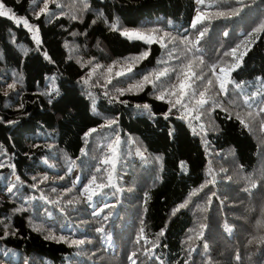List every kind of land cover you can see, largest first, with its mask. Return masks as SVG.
<instances>
[{"label":"trees","instance_id":"obj_1","mask_svg":"<svg viewBox=\"0 0 264 264\" xmlns=\"http://www.w3.org/2000/svg\"><path fill=\"white\" fill-rule=\"evenodd\" d=\"M214 2L205 0L206 4ZM3 3L17 17L26 16L31 24L39 26L42 43L37 50L27 29L8 17H0V162L15 165L14 169L0 168V220L8 225L9 232H15L0 240V264H131L128 257L133 252L137 264H160L156 256L163 264H264V242H257L264 238V113L256 115L264 107V0H244L247 6L239 16L232 15L241 7L235 0L215 7L200 6L209 16L223 13L230 18H213L198 25L208 31L197 45L201 51L193 54L185 53V47L178 43H170L164 49L158 43L130 41L119 31H111L109 23L118 20L124 29L146 33L156 29L158 35L167 32L172 37L186 35L195 40L198 31L190 28L197 8L194 0H88L90 10L78 20L70 19V15H81L80 0H56L49 4L52 16L38 20L34 13L39 11L42 0L35 8L30 0ZM62 12L69 15H61ZM99 13L103 17L98 18ZM93 20L97 22L92 24ZM253 29L256 33L249 36ZM237 45V58L245 51L246 54L231 79L241 87L229 85L227 96L215 97L221 107L213 109L210 102L199 121L178 119L181 113L175 110L165 120L163 114L169 105L154 98L151 86L142 92L134 89L138 94L120 96L119 100L127 104L109 103L105 89L92 86L97 79L103 84V69L89 85L81 83L90 67L81 65L93 57L105 68L118 61L114 73L131 62H126V57L149 51L146 59L136 62L133 79H113L107 89L111 96L118 95L115 89L128 88L143 74L165 66L177 67L193 56H202L205 62L201 69L194 70L198 74L202 70L206 79H213L209 92L212 95L218 86L210 66ZM173 47L175 54L185 53L179 62L168 55ZM45 52L50 60L45 59ZM163 60L168 64H158ZM225 62L235 61L231 56L224 57L217 66L218 74ZM14 81L15 91L8 88ZM194 86L198 91L204 87L199 81ZM50 88L58 89L59 95L45 94ZM89 92L95 97L94 104ZM254 93L260 94L253 98ZM246 99L251 107L244 103ZM145 103L155 115L135 107ZM237 115L248 128L240 124ZM112 117H119L118 125L113 126L116 131L102 128L105 118ZM200 124L210 129L206 137L203 132L196 135L193 131H200ZM93 128L97 131L85 137ZM117 132L121 144L118 157H113V172L111 164L101 165L100 161L111 155L108 145ZM66 158L75 161L71 173L67 172ZM181 162L185 165L183 170ZM97 167H101V172L96 173ZM209 169L216 183L193 197L191 193L211 178ZM13 172L23 182L15 195L6 190L15 181ZM110 173L114 188L104 189V194L94 197L91 203L80 197L93 174L106 183ZM45 175L48 180L40 183ZM33 177L38 178V189L28 186L34 182ZM68 188L73 191L64 195ZM42 194L48 199H42ZM77 198L80 202L67 203ZM52 200L59 203L49 202ZM186 200L187 207L173 216V210ZM104 204L112 207L94 216L93 212ZM16 208L26 211L14 214ZM109 213L108 220H103ZM200 224L206 225L204 236L196 239ZM101 225L104 235L95 231ZM142 228L147 244L144 240L137 243ZM161 230L163 236L159 235ZM3 232L0 225V236ZM52 235L57 239L45 238ZM60 236L86 243L72 246L57 242ZM152 243H158L159 248L146 255L145 249L151 248ZM204 244L208 245L207 250Z\"/></svg>","mask_w":264,"mask_h":264},{"label":"snow or ice","instance_id":"obj_2","mask_svg":"<svg viewBox=\"0 0 264 264\" xmlns=\"http://www.w3.org/2000/svg\"><path fill=\"white\" fill-rule=\"evenodd\" d=\"M17 3H20V0H16ZM31 6L35 8L38 6L41 2V0H30ZM82 4V8L78 9V11L81 13V15L75 14L73 12L70 15V19L72 20H78L82 18V14L84 12H87L90 10V4L88 3V0H80ZM236 3H239L241 5L240 8H237L233 10L232 15L234 16H239L240 13L243 11L245 5L244 0H235ZM256 0H253V3H255ZM50 3H56V0H42V6L39 7V11L34 13V18L35 19H40L41 16H52V12L50 11L49 4ZM194 3L197 5L196 8V14L192 18L190 28L197 30L198 31V36L196 37L195 40H190L188 36H183L180 38L177 37H172L169 33L163 32L162 34H157L159 30L153 29L150 33H146L143 31H140L139 29H124L122 26H120L118 20H113L111 23H109V29L111 31H119V34L125 38H127L130 41H135V40H141L145 41L146 43H158L160 46L164 49H168V45L171 44H180L185 47V53L187 54H193L199 53L201 51L200 48L197 47V45L200 43V41L205 37L207 34V27H203L202 29L198 28V25H204L206 22L211 21L213 18L215 19H229L230 17L225 16L223 13H220L216 17L209 16L205 11H202L200 6L204 7H215L219 6L221 3H228V0H215L213 4H206L205 0H194ZM6 5L3 3V0H0V17H8L14 21V23L17 26H23L25 29L28 30L29 33L32 34V39L36 42L37 44V50L39 49V45L42 43L39 38V26L31 24L28 20V18L25 17H17L16 14L13 12L12 9H8L5 11ZM59 7V5H57ZM61 15H69L68 13H61ZM99 17H103V13H99ZM97 21L93 20L92 24H95ZM107 23V21H105ZM256 29H253L251 33H249V36H252L256 33ZM86 34V33H85ZM75 35V33H73ZM225 36L228 35L227 32L224 33ZM259 37H257L258 39ZM15 39V38H14ZM167 39V43L165 42ZM240 45H237L236 47H233L230 49V51H226L223 53L221 56L220 60L217 61V64H213L210 66L211 72H212V77H215V84L218 86V91L213 93L212 95H209V92L212 91L213 89V79L211 77H208L206 79V74L203 73L201 70L200 73L194 69H201V66L204 65V60L202 56H193L191 58H186V62L183 63H178L177 67H163L161 70H152L146 74H143L141 79L139 81H136L133 84H129L128 88H117L115 89L116 93L118 95L116 96H111L109 91H107L108 86L113 83V79H118L120 77H127V79L131 80L133 79V73H134V68L136 66V62L141 61L143 59H146L149 55V51L142 52L139 56L132 57V58H125V61H131L127 63L126 67H122L121 70L115 71L113 73L114 67L119 63L118 61H113L111 65H108L106 68L103 65H100L98 62H95V58L93 57L92 60L87 61V63H82V67H89V71L87 73V77H82L81 78V83L84 85H89V83L92 80V77L97 74L101 69H103V72H101V78L103 79V84L100 83V79H97L96 83L92 85L93 87L95 86H100L101 88L105 89L104 91V96L108 97L109 103L113 102H119L122 104H127L128 102L125 100H119L120 96L125 95L126 93H132V94H138L135 93L133 90L134 89H139V91H144V89L148 86H151L153 91L155 92L154 98L159 101H163L169 105L167 111L163 114V118L167 120L170 115L173 114L174 110L179 111L181 114L177 117L178 119L181 120H195L199 121L200 116L204 114L202 111L205 109L206 105H209L211 102V106L213 109L215 108H220L221 105L216 102L215 97L218 95H223L227 96L229 94V85H233L236 88H240L241 84L236 83L231 79V73L237 70L242 63L243 56L246 54V51L244 53H241L240 56L237 58V52L239 49ZM176 53V48L173 47L169 52L168 55L171 59L176 60V61H181L182 56H185V53H180V54H175ZM25 55H27V52H25ZM45 59H49L50 57L47 56V53H44ZM231 56L233 60L235 61L234 63L227 64L226 66L219 67V74L217 73V66L220 64L221 61L224 60V57H229ZM198 61V62H197ZM80 61H78L79 63ZM158 64L162 65H167L168 61L163 60V61H158ZM221 74H223L221 76ZM173 75L175 76V79L173 80L172 77ZM171 81L170 83L166 82ZM49 80H54V77H49ZM206 79V83H205ZM199 81L201 84L204 85L203 90L197 89L194 85H196V82ZM16 84L17 81H14L13 83L8 85V88L15 91L16 90ZM50 97L53 94L59 95L58 89L55 88H50L47 93ZM260 93H254L253 98L255 95H259ZM7 95V93H5ZM89 98L92 99L93 104L95 103V97L93 93L89 92L88 93ZM51 98L49 99V103H51ZM245 104H248L249 107H251L249 100L244 101ZM20 107H23V104L20 105ZM136 108L138 109H143L147 111L150 115H155L154 113L151 112V106L147 103L140 105L137 104L135 105ZM195 113V114H193ZM260 113H264V107H261L259 109V112L256 113L257 116L260 115ZM252 114L249 113V116ZM228 118H231L230 116ZM240 124L244 128H248L249 125L245 122L244 119H241L238 115L236 117ZM106 123L102 124V128H111L113 131H116V129L113 127L115 125H118L119 122V117H112V118H105ZM8 123H16V121H9ZM200 131H196L194 128L193 131L196 135H200L201 132L204 133L205 137L207 136V132L210 130H206L204 128L203 124L198 125ZM97 131L96 128L90 129L89 132L85 133V137L90 136L92 133H95ZM261 131L264 132V121L261 122ZM171 135V133H170ZM121 144V139L119 136V133L115 135L114 139L111 141V143L108 145L109 151L111 155H106L101 161V165H109L111 164L113 172L115 171L116 168V163L113 159V157H118V149L119 145ZM204 145L205 147H208L209 142L207 139L204 140ZM36 147H39V145H36ZM82 152L84 151L83 149L81 150ZM143 155V153H140ZM159 159V158H157ZM66 162L68 163V168L67 172L71 173L73 170V167L75 165V161H72L71 158H66ZM5 166H8L12 169L15 168V165L9 164L5 165V163L0 162V168H4ZM51 167H54L52 165ZM180 168L183 170L185 168V165L183 162L180 164ZM101 167L96 168V173L101 172ZM104 171H107L105 168ZM13 175L15 177V181L11 184V186H6V190L8 193L15 195V190L18 189L19 186L22 185V181L20 180V177L18 175H15V172H13ZM208 175L211 177L210 179L206 180L204 184L200 186V189L197 191H193L191 195L197 196L199 194V191H203L204 188L208 187V185L212 184L214 185L216 183L215 176L212 172L211 169H209ZM0 179H3V177H0ZM33 183L31 185H28L31 188H39V184L36 183L37 177H33ZM61 179H64V177H61ZM79 179V178H77ZM113 174L110 173L107 177V182H103V178H101L100 181H98V177L96 174H93L88 181V184H85L83 188L80 191V197H84L85 201L88 203H91L93 201L94 197L101 196L103 195V190L106 188H114L115 184L113 182ZM48 180V177L45 175L42 180H40V183H43ZM74 187V186H73ZM255 187V185H253ZM96 189H99L100 191H97ZM53 192L56 191V189H52ZM73 191V188H68L65 190L64 195H67ZM216 193H212V196H215ZM212 196H209L208 202L209 204L211 203ZM42 199L47 200L48 198L46 196H41ZM53 204L59 203L58 200H52L49 201ZM80 202L79 198L76 200L69 199L67 203L69 205H72L73 203ZM189 201L186 200L185 202L179 204L176 209L173 210L172 215L175 216L178 212H180L182 209L186 208L188 205ZM112 207L111 205L104 204L102 208L99 210H95L93 212L94 216H100L101 213L104 212V209ZM26 211L24 208H16L13 210L14 214L15 213H20ZM63 211V209H61ZM111 213L108 215L103 216V220H108L109 216ZM0 225H3L4 232L3 236H0V240L6 239L9 235H15V232H9L8 231V225L4 223V221L0 220ZM206 228L205 224H200L199 225V231L195 233V238L196 239H202L204 236V229ZM33 230L39 231V228L34 227ZM95 231L101 235L105 234V229L101 225L100 227H97ZM195 232V230H192ZM144 229H141V235L137 239V243H140L141 240H144V243L147 244L149 243L148 240L144 239ZM160 236L164 235V230H161L159 233ZM46 239H57L54 235L52 236H46ZM189 241L193 239V236L188 237ZM255 239V238H254ZM57 242H64V243H69L72 246H79L84 243H86L85 240L83 239H73L69 240L67 237L60 236L57 240ZM257 242H264V238H261L260 241ZM249 243H252V241H249ZM159 248L158 243H152V247L149 249H145V254L146 255H151L154 253L155 249ZM205 250H207L208 245L204 244ZM136 253L133 252L129 255L128 259L131 261V264H137V261L135 259ZM156 260L160 261V264H163V260L159 257H155ZM237 260L240 259L239 255L236 257ZM25 264H29L28 261H25ZM184 264H188L187 261L184 262Z\"/></svg>","mask_w":264,"mask_h":264},{"label":"rangeland","instance_id":"obj_3","mask_svg":"<svg viewBox=\"0 0 264 264\" xmlns=\"http://www.w3.org/2000/svg\"><path fill=\"white\" fill-rule=\"evenodd\" d=\"M8 9H9V8L5 7V9H4V10H5V11H7Z\"/></svg>","mask_w":264,"mask_h":264}]
</instances>
